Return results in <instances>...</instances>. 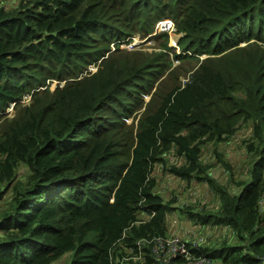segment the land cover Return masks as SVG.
<instances>
[{
  "label": "trees",
  "instance_id": "trees-1",
  "mask_svg": "<svg viewBox=\"0 0 264 264\" xmlns=\"http://www.w3.org/2000/svg\"><path fill=\"white\" fill-rule=\"evenodd\" d=\"M162 18L180 33L175 56L196 62L183 85H159L133 131L125 120L171 61L120 42ZM153 36L171 48L167 32ZM241 127V152L214 150L219 182L203 148ZM171 148L182 163L166 170L217 199L179 208L214 233L195 253L264 264V0H0V264L170 262L153 260L148 243L141 260L125 256L138 239L168 234L175 197L158 192L152 172Z\"/></svg>",
  "mask_w": 264,
  "mask_h": 264
},
{
  "label": "rangeland",
  "instance_id": "rangeland-1",
  "mask_svg": "<svg viewBox=\"0 0 264 264\" xmlns=\"http://www.w3.org/2000/svg\"><path fill=\"white\" fill-rule=\"evenodd\" d=\"M159 21L166 24V26L162 28V30L161 27H158L156 25L158 22L157 21L154 25V29L152 33L144 37L140 36L139 33H134L129 40L120 42V48H123L127 52L134 53V55H138L139 52L151 53V52L161 51L162 49L164 51H167L168 58L171 61L170 66L166 67L163 75L159 77L158 81L154 84L153 88L143 96V104L141 108L133 112V115H135L136 117L135 118L129 117L125 120L127 124L132 122L131 128L133 129V131L138 116L145 108V103L150 99L151 95L155 92V90L159 87V85H160V91L164 90L163 93L168 91L172 86L176 84L183 85V83L187 79H189L190 71L187 70L191 68L196 62V59L194 57H191L190 61H184V62L179 61V59L175 56L174 53L176 54L181 53V49L176 43L180 36V33L176 34L173 31L174 22L172 19L162 18ZM168 24H170L169 25L170 27H167ZM160 31L167 32V46H171L170 49L161 48L164 42L163 37L157 39L153 38L154 32L158 33ZM172 35H176L174 42L171 40ZM111 47L114 48V45H111ZM204 56L205 54H201L200 58H203ZM87 69L91 71H95L96 66H94L93 63H91L87 67ZM57 81H58L57 79L53 81L47 80L45 83L48 85L50 89H53ZM62 84L63 82H61L60 85ZM158 99H159L158 95H156L153 98L152 100L153 106L156 103H158ZM20 101L22 104H28V102L30 101V95L28 93L24 94L23 99H21ZM12 103L13 102H11L5 110L6 117H11L14 114L15 110L11 106ZM246 135L247 132L243 127H241L228 142H223L218 145H207L203 148L202 160H204L209 164L210 163L212 164L211 167H209V171H208L210 173V176H212L219 182L224 181L225 170L224 167L217 164L214 150H218L225 155L232 152L231 156H234L235 154L243 150L244 145L242 140L246 137ZM162 156H164L166 165H164L163 161H162V165L155 164L153 166L152 174L157 180L158 192L162 194V196H165L167 198L175 197L176 202H173L171 204V206H173L174 209H172L167 215L168 233L181 237L183 241L186 240L189 244H192L193 242H199L200 245H203L204 243L208 242L207 237H210L211 240L214 241V233L211 230L202 229L198 225H193V221L189 220L186 217V215L183 214V211L180 210L179 208H186V206L188 205L190 206L195 202L205 203L209 206H216L217 205L216 197L213 194H211L212 195L211 201L204 202L202 187L206 186L205 182L194 180L193 181L194 185H193L187 181H183L178 176H175L170 172H168V170H166L165 167L168 166L169 164L179 165L182 163V157H180V155L177 154L176 149L171 148L168 152L164 153ZM238 172L242 174L243 170H239ZM191 209L195 210V208L193 207ZM145 253H146L145 251H143L142 253L138 251L133 253V255L125 256V258L132 259L134 261L141 260L144 257ZM149 253L153 256L151 251ZM155 259L159 260L160 257H154L153 260Z\"/></svg>",
  "mask_w": 264,
  "mask_h": 264
},
{
  "label": "built area",
  "instance_id": "built-area-1",
  "mask_svg": "<svg viewBox=\"0 0 264 264\" xmlns=\"http://www.w3.org/2000/svg\"><path fill=\"white\" fill-rule=\"evenodd\" d=\"M156 25L161 27V30L165 27V24L160 21L157 22ZM169 25L170 24H168L167 27H170ZM144 243L150 244L153 258L160 257L166 261L170 260L168 263L207 264L209 262L206 256L195 253V251L199 248V242H193L192 244H189L186 240L183 241L181 237L176 235L168 233L165 236L154 235L149 238L138 239L136 241L137 252H143L142 246Z\"/></svg>",
  "mask_w": 264,
  "mask_h": 264
},
{
  "label": "water",
  "instance_id": "water-1",
  "mask_svg": "<svg viewBox=\"0 0 264 264\" xmlns=\"http://www.w3.org/2000/svg\"><path fill=\"white\" fill-rule=\"evenodd\" d=\"M159 22V21H158ZM165 26H166V24H165ZM168 26V25H167ZM113 45V44H112ZM13 104H14V102H13ZM13 104H12V107H13Z\"/></svg>",
  "mask_w": 264,
  "mask_h": 264
},
{
  "label": "clouds",
  "instance_id": "clouds-1",
  "mask_svg": "<svg viewBox=\"0 0 264 264\" xmlns=\"http://www.w3.org/2000/svg\"><path fill=\"white\" fill-rule=\"evenodd\" d=\"M174 27V26H173ZM174 30V29H173Z\"/></svg>",
  "mask_w": 264,
  "mask_h": 264
}]
</instances>
